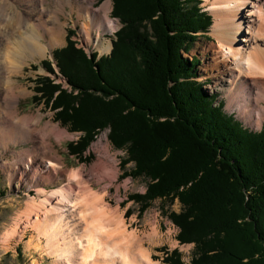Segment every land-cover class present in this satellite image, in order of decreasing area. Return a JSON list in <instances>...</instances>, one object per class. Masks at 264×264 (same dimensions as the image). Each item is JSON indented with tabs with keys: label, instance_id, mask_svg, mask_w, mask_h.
I'll use <instances>...</instances> for the list:
<instances>
[{
	"label": "trees",
	"instance_id": "trees-1",
	"mask_svg": "<svg viewBox=\"0 0 264 264\" xmlns=\"http://www.w3.org/2000/svg\"><path fill=\"white\" fill-rule=\"evenodd\" d=\"M111 2L112 18L124 25L111 54L88 57L68 34L52 56L71 90L38 77L34 102L42 101L69 132L82 133L67 144L70 156L110 128L113 146L125 147L122 164L133 163L135 175L150 181L130 199L180 203L181 213L170 219L177 240L195 244L198 258L189 264H264V129H243L221 104L213 106L216 98L195 81L197 60L181 55L208 32L211 16L199 0ZM142 21L151 24V39L135 30ZM41 66L54 73L49 60ZM103 90L102 97L87 95ZM177 257L174 250L163 264H181Z\"/></svg>",
	"mask_w": 264,
	"mask_h": 264
},
{
	"label": "bare ground",
	"instance_id": "bare-ground-1",
	"mask_svg": "<svg viewBox=\"0 0 264 264\" xmlns=\"http://www.w3.org/2000/svg\"><path fill=\"white\" fill-rule=\"evenodd\" d=\"M94 2L0 0V56L13 58L9 73H19L26 60L42 58L50 49L61 44L63 29L59 14H66V6L71 11L75 10L77 20L83 22L80 29L83 42L91 46L92 41L99 52H108L111 45L103 46L99 31L112 33L117 24L109 17L112 10L110 1L93 9ZM47 4L50 9H46ZM207 4L214 19L210 35L214 43L208 44L204 53H211L210 70L222 68L217 75L218 81H226L224 85L221 81L215 86L221 88L230 110H234L247 124L261 128L264 123V0H205ZM17 6L22 9L21 13L15 9ZM10 8L13 11L10 12ZM96 31L97 36L91 39ZM232 59L236 64L233 67L229 66ZM1 80L0 75V94L3 91ZM10 101V110L7 113L4 110L6 114L0 115L1 133L15 139L14 142L19 138L32 141L34 136H38L41 141L36 148L42 151L41 160L47 159L45 153L51 154L52 151L47 149L49 146L45 139L49 138L51 126L31 130L29 117L11 121V118L17 117L16 105L13 104L17 97L13 95ZM103 139H106L105 134L92 147L98 157L90 170L92 174L101 173L107 166L103 161L108 157L109 149L101 146ZM114 159L115 156L111 157V161ZM110 173V180L114 181L116 172L113 170ZM81 175V171H70L65 176L67 183L64 187L50 194L42 190L40 196L44 198L38 203L31 201L33 204H28L25 209L35 221L43 218L41 223H36V231L46 238L47 245L56 256L55 264H159L150 259L147 249L142 248L145 241L149 244L163 241L157 229L153 228L146 236L128 231L119 209L106 206V192L100 194L93 191L83 182ZM53 216L57 219L52 220ZM13 232L15 234L16 231ZM27 249L35 252L38 246L36 243L33 245L31 240Z\"/></svg>",
	"mask_w": 264,
	"mask_h": 264
},
{
	"label": "rangeland",
	"instance_id": "rangeland-1",
	"mask_svg": "<svg viewBox=\"0 0 264 264\" xmlns=\"http://www.w3.org/2000/svg\"><path fill=\"white\" fill-rule=\"evenodd\" d=\"M105 1H110L112 8L111 0H95L92 8H97ZM199 1V7L202 11L209 14L212 18V22H214L208 4L205 5V0ZM45 7L46 9L51 8L48 4L47 6L45 5ZM15 9L20 13L22 12L19 6ZM64 10L66 11L65 15L59 14V21L63 29V40L59 46L56 45L50 49L46 56L42 58L35 57L34 61L26 60L17 74L9 73V69L12 65L11 63L14 62L13 58L7 55H4L2 58L0 56V62H2L0 63V75L1 81H3V91L1 90L0 94V115L10 110L12 105L10 99L13 98V95L16 96L17 101L13 104L16 105L17 117L11 118V121H15L17 118L29 117V126L31 130L34 128L43 130L46 128V125L51 126L49 130L46 129L48 130L49 138L45 140L46 144L49 146L47 149H51L52 151L51 154L48 152L45 153L47 159L41 160L40 156L42 155V151L36 148L41 141L38 136H34L32 141L26 142L24 140L22 141V138H19L14 142L15 139L0 131V264L56 263V256L52 253L51 247L47 245L48 242L46 238L36 231L38 225L36 223H41L43 218H40L39 221H35L34 216L31 213H26L25 209L28 204H33L31 201L38 203L44 198L40 196L42 190L46 194H50L61 186L64 187L67 183L65 176L70 171H81L83 182L90 186L93 191L99 192L100 194L106 192L104 198L106 199V206L119 209V214H123L124 225L128 231H136L138 235L146 236L152 232L153 228L157 229L158 235L163 241L156 242L155 244H149V242L145 241L146 243L143 244L142 247L148 250V255L152 261L163 264V260L169 256L172 251L176 250L178 253L176 259L180 261L181 264H189L194 259L198 258L195 244H181L177 240L179 229L170 219L171 214L178 215L181 213L182 207L180 203L177 199L173 202L169 199H157L151 202L146 201V203H142L145 205L142 210V204L130 199L135 195H143L150 181L144 176L135 175L136 172L133 163L129 162L124 165L122 164L123 161L127 159L125 147L119 149L113 146L108 138L109 132H111L110 128L106 127L100 130L88 143L87 148L81 155L75 157L70 156L67 152V144L77 141L82 133L69 132L65 126L60 125L59 122H54V112L44 107L42 101L34 102L33 100V96L35 95L33 92V81L38 77H49L50 80L55 82V85H59L61 89L67 90V93L70 92L71 86L68 82V78L59 74L58 66H55L52 56L54 50L66 46L68 34H74L71 39L77 49L83 50L88 57L91 56L92 53H96L97 59H99L102 56H109L111 54L113 48L112 44L116 40L115 34L124 26L119 19L112 18L111 10L109 17L113 23L117 24V27L112 33L99 31L103 46H107L108 44L111 45L108 52L101 53L97 49V45L92 44V41H90L91 46L83 42L80 35L83 22L77 20L75 10L71 11L69 6H66ZM241 10L245 11L243 7H241ZM11 11H13V8H10V12ZM242 11L241 13H243ZM57 27H59V24H57ZM212 27L213 23L211 27L208 28V32L205 34H197V38L193 41L194 43L191 49L181 55L188 60L192 58L197 60V64L194 68L197 75L195 81L201 84V90L206 96H214L216 98L213 106L221 104V110L225 115L232 118L233 121L238 123L243 129L252 133H258L264 129V123L261 128H256L252 126V124L244 122L234 110H230L227 107V101L222 94L221 88L215 86L216 83L222 81L220 79L218 81L217 77L222 68L218 67L215 70H210L211 53H204L207 45L214 43L213 37L210 36ZM135 30H137V32L140 31V33L145 34L146 37L150 39L152 38L151 24L149 22L142 21L139 26L135 27ZM97 34L98 31L93 33L90 38L96 37ZM86 36H84V38H86ZM45 60L51 62L54 71L53 74L48 73L41 66V62H45ZM233 65L236 64L232 59L229 66L233 67ZM225 83L226 81L223 80L221 85ZM84 87L90 88L87 87V85ZM129 87H131L130 84ZM102 92L103 93H95L89 91L87 95L91 94L92 96H89L94 98L105 96L106 91L103 90ZM77 113L81 114V112ZM103 134L106 135V139H103L101 146H105L109 149L108 157L103 161L107 166L101 173L92 174L90 170L96 163V158H98L97 153L92 147ZM17 136L20 137L22 135ZM113 156H115V159L111 161V157ZM30 159L32 160L31 163L29 162ZM109 169L116 172L114 181L110 180L109 175L111 171ZM100 174L101 176H99ZM39 217L42 216L40 215ZM54 219H57V216L56 218L53 216L52 220ZM69 222H72L71 219H69ZM81 226L84 227L83 224ZM13 231H16L15 234ZM31 240L33 245L36 243L38 246L35 252H33L32 249H27V244Z\"/></svg>",
	"mask_w": 264,
	"mask_h": 264
}]
</instances>
